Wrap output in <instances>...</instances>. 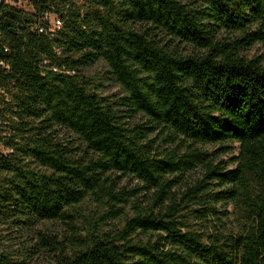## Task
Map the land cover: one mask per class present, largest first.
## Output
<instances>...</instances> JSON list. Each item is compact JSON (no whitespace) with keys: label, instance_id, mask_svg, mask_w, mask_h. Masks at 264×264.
Segmentation results:
<instances>
[{"label":"trees","instance_id":"obj_1","mask_svg":"<svg viewBox=\"0 0 264 264\" xmlns=\"http://www.w3.org/2000/svg\"><path fill=\"white\" fill-rule=\"evenodd\" d=\"M20 2L0 5V221H65L67 243L38 233L53 264H264V55L243 54L264 0Z\"/></svg>","mask_w":264,"mask_h":264},{"label":"rangeland","instance_id":"obj_2","mask_svg":"<svg viewBox=\"0 0 264 264\" xmlns=\"http://www.w3.org/2000/svg\"><path fill=\"white\" fill-rule=\"evenodd\" d=\"M3 0H0V5ZM19 6L25 8L27 10H31L29 5V0H21ZM181 52L184 54H191L194 52V49L190 46L181 45ZM197 52V50H195ZM246 56L250 58H254L259 55H264V46L261 44H257L249 51L244 52ZM108 68L106 65L99 61L93 66L87 68L86 74L89 77H95L98 74L103 75ZM105 88L101 91L102 96L108 97L109 99H116L118 96L122 95V91L120 87L114 81L104 80ZM235 147H237L235 145ZM1 149V147H0ZM216 147L207 146L205 150H216ZM6 152V151H5ZM222 158H227V156H223ZM202 174L198 171L196 173H192L189 175L190 181H195L196 179L201 178ZM121 187H125L129 190L140 188V184L134 179H123L121 182ZM95 203L91 202L87 205H84L83 216L78 217L79 222L87 223L89 218L90 209H95ZM82 223V224H83ZM80 224V223H79ZM118 221L112 222L107 230L111 231L114 229V226H117ZM39 232H46L54 237V240L58 242H66V238L70 235L69 225L65 221H47L40 222L37 224L30 225L29 222L19 226V222L17 219H3L0 221V248L4 251L10 252L14 255H24L27 256L25 250H30L31 258H29L31 264H53L52 256L49 252H46L40 245V238L38 236ZM39 248V249H37ZM18 258V257H17Z\"/></svg>","mask_w":264,"mask_h":264},{"label":"built area","instance_id":"obj_3","mask_svg":"<svg viewBox=\"0 0 264 264\" xmlns=\"http://www.w3.org/2000/svg\"><path fill=\"white\" fill-rule=\"evenodd\" d=\"M61 24H62V23H61L59 20H57V22H56V26H57V27H60Z\"/></svg>","mask_w":264,"mask_h":264}]
</instances>
